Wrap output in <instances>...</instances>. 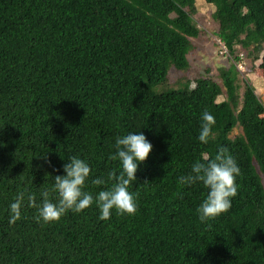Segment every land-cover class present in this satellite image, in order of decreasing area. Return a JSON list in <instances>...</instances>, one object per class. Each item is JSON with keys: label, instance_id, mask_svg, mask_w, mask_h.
<instances>
[{"label": "trees", "instance_id": "16d2710c", "mask_svg": "<svg viewBox=\"0 0 264 264\" xmlns=\"http://www.w3.org/2000/svg\"><path fill=\"white\" fill-rule=\"evenodd\" d=\"M217 36L252 61L264 51V0H202ZM197 0H0V264H264V117L255 93L241 99L227 72L219 85L156 92L170 68L185 70L198 35ZM237 56L234 57L236 61ZM215 118L207 144L201 114ZM241 133L231 136L235 128ZM143 132L152 144L129 185L133 215L95 205L45 223L21 192L50 189L71 156L97 177L119 171L110 160L117 136ZM226 147L241 174L230 209L201 223L206 189L182 187L196 159ZM53 198V194H50Z\"/></svg>", "mask_w": 264, "mask_h": 264}, {"label": "clouds", "instance_id": "9594fccd", "mask_svg": "<svg viewBox=\"0 0 264 264\" xmlns=\"http://www.w3.org/2000/svg\"><path fill=\"white\" fill-rule=\"evenodd\" d=\"M200 119L197 139L200 143L207 144L215 118L204 111ZM0 147H3L2 143ZM113 147L114 153L109 159L118 161L119 171H109L107 180L103 177L92 180L94 185L101 187L100 191L93 194L84 190L91 168L86 160L71 156L62 165L63 174L53 178L52 187L40 192L39 203L36 202L34 193L21 192L17 195L9 205L10 222L20 218L25 196L29 204L35 207L37 218L45 223L58 221L68 211L79 213L93 205L98 210L100 220H108L113 210L119 215L135 214L136 197L129 191V185L137 180V169L147 159L153 146L143 132L132 131L117 136ZM240 174L236 158L226 147H221L214 157L194 160L189 173L179 176L177 183L182 187L199 183L206 189L204 198L196 209L198 219L205 223L230 209L232 198L237 195L239 185L236 181ZM50 194H53V198H50Z\"/></svg>", "mask_w": 264, "mask_h": 264}, {"label": "rangeland", "instance_id": "374dc122", "mask_svg": "<svg viewBox=\"0 0 264 264\" xmlns=\"http://www.w3.org/2000/svg\"><path fill=\"white\" fill-rule=\"evenodd\" d=\"M195 7L192 18L199 32L196 37L189 38L192 49L187 55L188 67L185 70L170 68L167 82L157 86L155 91L176 90L184 86L192 89L195 80L210 78L219 85L220 95L217 99L223 101L226 100V95L222 80L227 72L239 99L247 87L255 93L260 103L259 117H264V51L260 53L257 61H252L247 52L239 47L235 52H230L217 36L218 26L211 17L213 7L202 0H197ZM235 56L238 57L236 61ZM240 133L241 128L237 127L231 136Z\"/></svg>", "mask_w": 264, "mask_h": 264}, {"label": "built area", "instance_id": "2783aa9c", "mask_svg": "<svg viewBox=\"0 0 264 264\" xmlns=\"http://www.w3.org/2000/svg\"><path fill=\"white\" fill-rule=\"evenodd\" d=\"M224 47V46H223Z\"/></svg>", "mask_w": 264, "mask_h": 264}]
</instances>
